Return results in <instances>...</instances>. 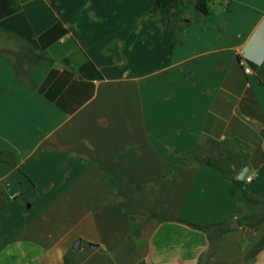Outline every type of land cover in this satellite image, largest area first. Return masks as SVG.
Masks as SVG:
<instances>
[{"label":"crops","instance_id":"crops-1","mask_svg":"<svg viewBox=\"0 0 264 264\" xmlns=\"http://www.w3.org/2000/svg\"><path fill=\"white\" fill-rule=\"evenodd\" d=\"M154 4L0 0V30L52 60L19 75V44L0 33V264H264V217L227 228L253 207L221 171L178 155L227 143L231 169L250 165L264 195V0H215L208 16L180 6L173 35L171 10ZM92 161L139 185L177 174L160 206L177 220L133 237ZM188 223L230 231L209 258Z\"/></svg>","mask_w":264,"mask_h":264},{"label":"trees","instance_id":"trees-1","mask_svg":"<svg viewBox=\"0 0 264 264\" xmlns=\"http://www.w3.org/2000/svg\"><path fill=\"white\" fill-rule=\"evenodd\" d=\"M154 11L161 9H170V28L169 35H173L175 29L180 23L178 18L181 15L180 6L186 7L189 4L194 5L195 10L199 15L208 16L209 1L194 0L190 3L187 0H154ZM188 22V20L184 21ZM0 33L7 40H15L20 50L16 53L18 61L17 71L20 73V68L27 63L31 68L43 64L51 63V59L46 56L37 54L36 50L27 45L23 40L19 39L11 33L0 30ZM227 143H218L210 138H201L199 140L196 152L190 157H186L182 153L179 156L184 158L189 165L207 167L217 169L232 183L231 193H240L247 199L254 211L245 213L242 207L237 206V216L241 226L249 223H255L264 217V195H259L254 192L246 181L238 180V171H233L229 166L230 157L226 155L228 148ZM104 171V181L107 183L110 190L111 203H116L125 212H127L135 223L133 237H138L141 234L143 227L151 219L157 218L160 221H176L177 219L162 212L160 206L164 203L167 189L179 180L177 174L159 177L155 182L148 185H139L131 179H125L109 168L102 166L98 161H92ZM123 198L119 201L118 198ZM4 209V208H3ZM191 227L205 232L210 241L208 257L214 256L217 250L216 241L230 230L226 228V223L218 224H189ZM246 258L254 257L255 252L246 246ZM252 252V253H251ZM253 254V256H252Z\"/></svg>","mask_w":264,"mask_h":264},{"label":"water","instance_id":"water-1","mask_svg":"<svg viewBox=\"0 0 264 264\" xmlns=\"http://www.w3.org/2000/svg\"><path fill=\"white\" fill-rule=\"evenodd\" d=\"M251 170V166L250 165H247L240 173H239V176H238V180L240 181H244L245 180V177L247 176V174L250 172ZM227 228L231 229V230H235V229H238L240 228V225H239V222L237 220H235L232 224H230L229 226H227ZM81 245H82V240H78L76 242V244L74 245V249L76 251H79V249L81 248ZM88 247L91 249V250H95L97 248L96 245H93V244H88Z\"/></svg>","mask_w":264,"mask_h":264},{"label":"built area","instance_id":"built-area-1","mask_svg":"<svg viewBox=\"0 0 264 264\" xmlns=\"http://www.w3.org/2000/svg\"><path fill=\"white\" fill-rule=\"evenodd\" d=\"M245 71H246V73H250L251 70H250V68H245ZM245 181L247 183H251L253 181V176H250L247 174V176L245 177Z\"/></svg>","mask_w":264,"mask_h":264},{"label":"rangeland","instance_id":"rangeland-1","mask_svg":"<svg viewBox=\"0 0 264 264\" xmlns=\"http://www.w3.org/2000/svg\"><path fill=\"white\" fill-rule=\"evenodd\" d=\"M208 1H209V3H212V4L215 2V0H208ZM212 4H211V6H212ZM14 45L16 46L17 44L15 43ZM17 50H20V46H18V45L16 46V50L15 51H17ZM14 54L15 53H13V57H14Z\"/></svg>","mask_w":264,"mask_h":264}]
</instances>
